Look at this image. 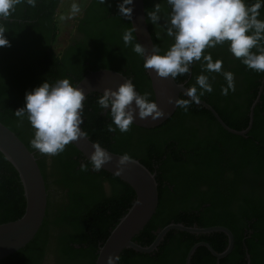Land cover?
<instances>
[{"label":"trees","instance_id":"trees-1","mask_svg":"<svg viewBox=\"0 0 264 264\" xmlns=\"http://www.w3.org/2000/svg\"><path fill=\"white\" fill-rule=\"evenodd\" d=\"M119 2L122 0H106L104 4H101L98 0V3L91 8L89 22L82 28L86 37V48L79 53L77 59H82V61L77 60L81 62L78 67L74 66L78 62L74 65L68 64L54 53L46 51L51 48L50 45L55 42L58 35V27L52 18L57 8L55 1L36 0V6L32 7L26 3V0H22L6 20L0 21L5 30L4 36L9 41V46L0 47V122L13 131L30 151H33L30 141H26L16 124L19 121L23 122L25 128L33 134L34 129L26 116L21 120L15 116V111L25 106V94L45 81L53 84L59 79H69L70 83L76 86L89 74L85 72L87 67H83V71L82 68L79 69L83 63L89 61L91 71L107 69L119 72L132 80L139 94H144L130 75L131 64L140 61L143 66L144 61L133 51V44L138 42L137 39L129 45H125L122 39L124 31L133 28L131 21L119 15L117 7ZM144 2L147 23L154 44L163 54L173 43V39L167 36L164 28L171 8L166 0H144ZM157 3L161 5V20L159 25H153L147 16V11L154 9ZM260 11V18L264 19V7ZM133 36L136 37L134 31ZM47 37L49 43L43 40ZM205 53H211L213 61L219 59L223 62L222 71L234 74L235 91L229 90L227 95H223L221 89L227 87L223 75L216 72H205L203 74L209 77L213 91L205 92L201 100L212 106L230 128L242 131L248 125L250 107L258 96L264 72L248 69L240 58H236L228 51L227 43L206 48ZM84 54L88 56L85 58ZM200 70H202L200 62H194L191 65L192 77L186 84L187 89L196 85L195 78L201 74ZM189 74L178 75L175 81L184 84ZM100 95L92 93L84 102L82 128L86 136L112 153L119 155L127 153L131 159L139 161L152 173L155 172L151 164V159L154 157L153 142L155 139L151 137V134L154 135L169 128L183 133L192 130V126L199 123L208 127L213 141L212 145L200 142L191 146V152L193 151L196 155L188 161L192 167L182 170L183 168L175 166L171 169L166 168L167 164H165L156 171V180L159 185L158 208L152 220L134 238V241L144 247L150 246L156 239L157 230L171 223H182L188 227L197 225L199 228L223 226L236 235L233 226L227 223L226 216L211 213L207 217L206 210H211V208L195 211L196 206L187 199L196 192L199 184L218 188L217 185L221 183L224 175V169L221 166L224 153L217 144L220 143L226 147L229 141L243 140L242 137L225 131L211 112L196 103H190L187 111L178 108L171 119L155 129L139 128L132 124L130 130L125 133H121L118 129L114 133L109 132L107 125L111 123V117L100 114L102 108L97 103ZM180 99L188 98L182 95ZM242 99L246 102L242 107L244 109L242 113L235 114L238 112L236 109L241 108L239 103ZM149 100L154 101V97L149 96ZM263 111L264 93L256 108V117L260 116ZM68 147L75 155L86 160L88 170L81 172L80 179L62 177L58 180L57 184L66 190L61 192L60 198L55 199L48 192L47 176L38 162L48 192L44 223L31 243L21 251L0 260V264H39L44 255L40 254V250L44 252L47 243L53 240L57 248L55 249V264H95L100 246L107 240L111 231L135 201L136 194L127 183L102 169L92 172L90 161L71 143ZM200 150L206 152L203 158L199 157ZM60 172L63 176L67 174L63 168ZM103 176L113 184L114 195L111 198L101 194L100 190L97 193L93 191L96 180ZM169 189H172V197L166 202L165 192ZM25 207L24 191L18 173L0 153V224L22 217ZM200 241H209L218 253L224 251L227 246V237L223 233L197 236L171 231L155 255L138 253L132 249L125 250L120 256L119 264H134L137 259L161 264L160 258L164 252L166 253L168 244H173L172 250L180 252L182 256L184 253L185 258L190 249ZM71 244H76L79 248H74ZM42 246L44 248H41ZM236 252L237 249L232 255ZM203 258L207 259L209 264H215V259L205 247L197 250L192 264H200ZM232 264L245 263L243 260L241 262L237 260Z\"/></svg>","mask_w":264,"mask_h":264},{"label":"clouds","instance_id":"clouds-1","mask_svg":"<svg viewBox=\"0 0 264 264\" xmlns=\"http://www.w3.org/2000/svg\"><path fill=\"white\" fill-rule=\"evenodd\" d=\"M22 0H0V21L6 20L16 5ZM106 0H100L104 4ZM32 7L36 0H26ZM171 11L165 20L164 28L168 37L173 39L171 46L161 54L159 47L153 45L149 51L139 42L133 44V51L144 61L146 70H153L159 78L175 79L178 75L189 74L194 62L201 63L202 74L198 75L196 85L186 89L189 99L168 98V103L188 110L190 103L199 104L205 92L213 91L209 77L203 73H221L227 82L222 87L223 95L229 90L235 91L234 74L222 71V61H213L206 48L227 43L228 51L248 69L264 72V19H261V8L264 0H166ZM134 0H122L118 3L119 15L131 21L133 19ZM161 5L147 11L153 25H159ZM136 28L125 30L122 39L125 45L132 44L137 37L133 36ZM5 30L0 24V47L9 46L4 36ZM255 49V51H253ZM85 92L81 86H73L69 79H59L53 84L45 81L42 85L25 94V106L15 111V116H26L34 129L30 140L33 149L41 154L55 156L62 153L66 146L80 138H86L82 130L83 101ZM100 108L109 111L111 123L109 132L121 133L130 130L137 115L153 121L162 118L164 112L157 102L149 100V93L139 94L131 79H127L118 89H105L97 100ZM115 125V127H113ZM90 157L93 171H100L106 164L113 163V156L99 143H94ZM131 157L124 153L114 162L115 173L120 175L130 162ZM81 171H87L88 165L81 164ZM118 257L109 256L107 264H116Z\"/></svg>","mask_w":264,"mask_h":264},{"label":"flooded vegetation","instance_id":"flooded-vegetation-1","mask_svg":"<svg viewBox=\"0 0 264 264\" xmlns=\"http://www.w3.org/2000/svg\"><path fill=\"white\" fill-rule=\"evenodd\" d=\"M52 1H55L57 3V8H55V15H53L52 18L54 20L53 22L56 24V27H58L57 16L64 0ZM96 3H98V0H85V2H82V4L79 6V9L77 10V15L72 21L70 32H67L66 36L63 35L58 37L57 35L55 42L50 45L51 48L49 50L47 49L46 51L54 53L62 61L68 64L74 65L75 62H78L74 65L78 67L81 62L77 60L82 61V59H77L79 57V53L86 48V37L83 33L82 28L88 24L90 16L89 12H91V8L95 6ZM43 40L49 43L48 37L44 38ZM170 46L171 45H169L168 48ZM84 56L86 58L88 54H84ZM90 64L91 63L89 61H86L79 69L82 68L81 70L83 71V67H87L85 69V72H91L92 69ZM201 71L202 70H200V73L202 74ZM130 75L138 83L140 90L143 91L144 94L149 93L150 97H154L150 78L146 72V69L143 68L140 61L131 64ZM191 77L192 72L190 71L188 79L184 83L185 85L189 82ZM194 83H196V80ZM243 101L244 99L240 101L239 106H241V108L236 109L238 112H236L235 114L242 113L241 111L244 109L242 107L246 103ZM255 101L250 107L248 125L244 130H242H248V132L246 136H238L242 137L243 140L229 141L226 147H224L220 143L217 144V146L224 153V157L221 159V166L224 169V175L221 178V183H219L220 186L217 185L218 188H213L208 186L207 184H199L197 186L198 188L196 192L193 193L189 199H187L188 201L193 203L194 206H196L195 211H204L206 210V208H211V210H206L207 217L210 216L211 213H220L219 216H226L227 223L233 226L236 232V235H234V233L229 229L233 234V248L226 257L220 260H218L206 246L202 245L197 248L198 250L201 247H205L210 252V255L215 259V264H232L233 261L237 260H239L240 262L243 260L245 264H264V111L260 113V116L256 117V108L260 104L259 101L254 108L252 120L251 113ZM100 114L103 116H107L109 115V111L102 109ZM256 118L258 119L256 120ZM251 121L252 126H250ZM16 125L20 132H22L26 141H30L33 138L34 134L25 128L23 122L19 121ZM194 127L192 126V130L183 133L169 128L154 135L151 134V137L155 139V141L153 142L154 157L151 159V164L155 170L154 173L156 174V176V171H158L160 167L162 168L165 164H167L166 168L171 169L175 166H178L181 169L183 168L182 170H186L187 168L192 167L189 165L190 163L188 161L192 157H196L194 152H191V146H193V144L200 142L202 144L208 145L213 144L208 127L202 126L199 123H196ZM250 133H252L251 136ZM32 152L34 153L38 162L43 167L46 173L47 184L49 186L48 192L51 194L52 198H60L62 195L61 192H63V190H66L65 188L57 184L58 180H61L62 177H68L69 179H80V177H82L80 165L82 163L86 164V160L71 152L68 145L62 153L55 156L41 154L35 149H33ZM204 155H206V152L200 150L199 157L203 158ZM61 168H63L64 171L66 170L67 174L65 176H63L62 172H60ZM91 171L95 172L93 171V169H91ZM96 181L97 182L93 186L94 192L97 193V191L100 190V193L107 196L108 198H111L114 195L113 184L110 180H107V178L103 176L101 178H98ZM166 185H168L167 182ZM65 193H67V191H65ZM171 197L172 189H169V191L165 192L164 200L167 202ZM194 227L199 228L197 225H194L191 228ZM159 231L160 230H157L156 237ZM209 234L192 235L200 236ZM166 237L160 243L157 250L150 253L151 255L156 254L161 244H163V242L165 241ZM226 237V249L220 253L215 251L214 247L210 245L209 241H200L194 246L198 244H206L209 245L216 253L222 254L227 250L230 243L229 237L227 235ZM184 244L186 246L185 241ZM71 246L77 249L79 248V246L76 244H71ZM41 248L44 247L42 246ZM172 248L173 244H168L166 253L164 252L160 258L161 264H187L188 255L192 248L185 258L184 253L182 256L180 252H175L174 250H172ZM55 249L57 250L54 240L50 243L48 242L44 252L43 250H40V254L44 255L43 258L39 261V264H55ZM236 249V254L232 255L234 250ZM197 250L195 251V253L197 252ZM193 256L190 260V264H192ZM227 260L229 261L225 263V261ZM134 264H153V262L150 260L148 261L137 259ZM200 264H209V262L207 261V259L203 258L202 260H200Z\"/></svg>","mask_w":264,"mask_h":264},{"label":"water","instance_id":"water-1","mask_svg":"<svg viewBox=\"0 0 264 264\" xmlns=\"http://www.w3.org/2000/svg\"><path fill=\"white\" fill-rule=\"evenodd\" d=\"M132 7L134 10L131 25L132 28L137 29V31H134V34L137 37V41L150 51L155 44L147 23L145 2L144 0H134V5ZM146 72L151 81L155 102H157L158 107L163 110L164 116L153 121L151 117L142 120L137 115L133 125L144 129H155L171 119L178 110V107H176L174 103H168V98L172 97L175 100L180 99L182 95L187 97L185 95L187 87L185 84L177 83L175 79L170 77L159 78L153 70H146ZM127 79L126 76L119 72L102 69L89 72V74L79 81L76 86H81L85 92V100L83 101L84 105V102L90 94L97 93L102 95L105 89L116 90ZM263 92L264 78L261 81L259 93L253 106L251 113L252 120L254 108L261 100ZM198 105L211 112L220 126L228 133L237 136H246L248 130L237 131L230 128L214 108L205 101L200 100ZM250 126H252V121ZM71 144L90 161V157L94 151V148L92 147L94 142H92L89 137L86 136V138H80L78 141H74ZM108 152L113 156V163L106 164L102 170L127 183L134 190L136 198L127 213L111 231L107 240L100 246L95 264H107L109 256L118 257L116 264H119L121 254L125 250L130 249L138 253L150 254L157 250L166 235L173 230L198 235L223 232L229 237V246L222 254L216 253L206 244H198L194 246L188 255L187 264H190V260L195 251L202 245L206 246L218 260L226 257L231 252L234 244L233 234L229 229L224 227L200 229L197 227L191 228L183 224L172 223L158 232L155 241L150 246L144 247L136 243L134 238L145 229L158 208L159 185L156 180V174L152 173L139 161L131 159L123 173L117 175L115 173L116 168L114 162L120 155L110 151ZM0 153L17 171L23 187L26 203L25 212L22 217L12 222L0 224V260H3L24 249L38 234L46 217L48 192L45 179L34 153L27 148L13 131L1 122Z\"/></svg>","mask_w":264,"mask_h":264},{"label":"rangeland","instance_id":"rangeland-1","mask_svg":"<svg viewBox=\"0 0 264 264\" xmlns=\"http://www.w3.org/2000/svg\"><path fill=\"white\" fill-rule=\"evenodd\" d=\"M82 2H85V0H64L57 16L58 37L66 36V33L70 32L72 21L77 15V10Z\"/></svg>","mask_w":264,"mask_h":264}]
</instances>
